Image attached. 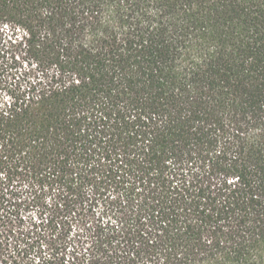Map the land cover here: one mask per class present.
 Returning <instances> with one entry per match:
<instances>
[{
    "label": "trees",
    "instance_id": "16d2710c",
    "mask_svg": "<svg viewBox=\"0 0 264 264\" xmlns=\"http://www.w3.org/2000/svg\"><path fill=\"white\" fill-rule=\"evenodd\" d=\"M0 63V264H264V0H0Z\"/></svg>",
    "mask_w": 264,
    "mask_h": 264
},
{
    "label": "rangeland",
    "instance_id": "374dc122",
    "mask_svg": "<svg viewBox=\"0 0 264 264\" xmlns=\"http://www.w3.org/2000/svg\"><path fill=\"white\" fill-rule=\"evenodd\" d=\"M0 63V96L6 94L9 88V82L11 81V76L8 74L6 68ZM31 212H34L31 211ZM30 213V212H29Z\"/></svg>",
    "mask_w": 264,
    "mask_h": 264
}]
</instances>
